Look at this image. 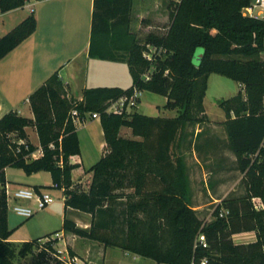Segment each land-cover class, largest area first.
I'll return each mask as SVG.
<instances>
[{
	"label": "trees",
	"instance_id": "1",
	"mask_svg": "<svg viewBox=\"0 0 264 264\" xmlns=\"http://www.w3.org/2000/svg\"><path fill=\"white\" fill-rule=\"evenodd\" d=\"M249 2L182 0L165 35L150 34L142 42L132 28L135 0H94L89 56L126 62L133 85L127 89L85 88L80 100L70 95L57 71L30 96L34 118L11 111L0 119V264H14L43 239L49 240L42 246L41 256L49 252L57 256L44 264L68 262L59 258L55 248L59 239L52 234L21 244L10 240L14 230L9 225L6 190L9 167L28 175L51 173L53 187L64 192L66 209L92 216L89 228L65 216L64 230L76 236L159 264H190L194 258L204 257L209 264H264V209L258 211L252 203L256 196L264 200V19L243 15ZM25 5L26 0H0L4 13ZM37 25L32 11L2 36L0 60L28 39ZM150 53L151 59L146 56ZM213 73L243 86L220 106L227 115V147L238 156L249 188L245 196L226 197L215 211V219L203 224L190 203L184 157L174 149L184 142L187 127L207 121L205 97ZM135 90L165 96V108L177 110L178 116L107 111L109 103L131 96ZM73 109L82 115L99 113L107 143L101 159L86 170L93 173L88 188L72 177L78 164L71 158L82 153L78 127L70 118ZM31 126L37 130L40 147L30 140L27 128ZM123 127L142 139L122 136ZM39 149L41 156L34 157ZM45 188L50 187L35 186L38 192ZM222 208L229 211L225 217L220 216ZM163 221L174 230L170 237L163 235ZM250 231L257 234L255 242L233 241V235ZM200 232L206 234L208 248L196 244ZM68 251L74 255L71 247Z\"/></svg>",
	"mask_w": 264,
	"mask_h": 264
},
{
	"label": "rangeland",
	"instance_id": "2",
	"mask_svg": "<svg viewBox=\"0 0 264 264\" xmlns=\"http://www.w3.org/2000/svg\"><path fill=\"white\" fill-rule=\"evenodd\" d=\"M145 6L148 11L145 18H140L142 7ZM40 4L37 0H28L26 5L15 12L14 20H17L19 25L23 19L22 16H29L31 10L36 11L35 16L40 12ZM177 4L173 0H135L133 9V30L137 32L139 39L145 42L150 34L165 35L171 24V15L176 10ZM93 19V13L89 21V15L86 10L79 19L75 22L74 48L68 49L65 53L66 56H70V51L73 52L82 50L88 40L89 32H91V23ZM13 20V21H14ZM15 25V26H17ZM14 28V27H12ZM70 36V35H69ZM155 50L151 48V51ZM202 49H199V51ZM152 51V53H153ZM151 54V53H150ZM83 59V57H82ZM264 60V56H261ZM199 64V63H198ZM119 69L112 71L111 69H96L93 64L88 69L90 76L89 86H122L129 87L133 83L132 74L129 71V66L126 62L116 64ZM104 74L107 80H93L96 74ZM97 77V76H96ZM92 80V81H91ZM240 89V84L230 78L219 74H211L208 81V90L205 97V109L207 121L203 124H192L184 132V142L175 147L174 151L184 157L187 175L189 177V195L190 203L194 210L197 211L199 218L203 224L210 223L215 219L214 213L218 206L215 199L224 200L230 196H245L249 188V180L247 173L242 171L239 167L238 156L236 154H228L226 160H218L216 156H207L201 153L198 146L201 145L206 137H213V141H220L222 147L224 146V152L229 149L227 147V132L224 122L221 121L225 118V110L220 106L221 101L233 97ZM167 98L163 95L156 94L150 91H143L139 105L135 111L146 114L152 117H176L178 112L176 110H169L165 108ZM114 101L108 104V108L114 105ZM227 119V115H226ZM81 127V126H80ZM202 131L198 137L196 133ZM80 133L83 134L82 127ZM125 136H130L126 133V129L122 132ZM86 137L83 138L85 149L88 148V141ZM98 138V137H97ZM142 139V138H139ZM217 139V140H216ZM197 147V148H196ZM200 147V146H199ZM202 147V145H201ZM194 149H197L199 160L195 158ZM86 164H90V161H86ZM24 170L11 167L9 170L10 178L12 181L19 180V176L26 175ZM33 179L43 186H48L46 192H49L55 199L52 204L47 208L38 211L34 216L30 218H23L16 214L13 210V201H9V219L13 226L14 233L12 235V241L20 242L19 239H25V241H34L39 238L52 234L53 237H57L56 233H65L64 230V218H68L83 223L86 221L88 214L79 210L65 207V196L62 189L53 187V179L50 172L41 171L32 174ZM131 191V190H130ZM252 203L255 206L262 209L264 200L262 197H253ZM28 204H34V201ZM256 209V207H255ZM225 208L220 210L223 212ZM257 210V209H256ZM260 211V210H259ZM166 225L165 221H163ZM164 236L170 237L169 234L173 232V228L168 224L165 226ZM198 237V235H197ZM196 237V241H197ZM239 236H235L234 240L237 241ZM60 248L66 249V241L60 239ZM47 239H43L39 242L40 246L35 248L33 252L29 253L26 257H17L14 264H44L48 258L57 257L56 254L49 252L46 257L41 256L42 246ZM57 244H55V248ZM125 251L118 247H110L107 254V258H99L96 264H159L153 259L137 256L132 252ZM61 255V254H60Z\"/></svg>",
	"mask_w": 264,
	"mask_h": 264
},
{
	"label": "crops",
	"instance_id": "3",
	"mask_svg": "<svg viewBox=\"0 0 264 264\" xmlns=\"http://www.w3.org/2000/svg\"><path fill=\"white\" fill-rule=\"evenodd\" d=\"M39 4L41 7L40 12L36 15L38 21L36 31L6 57L0 60V119L11 111H17L22 116L34 118V113L30 104V96L57 71H59L65 84L69 86L70 95L81 100L85 88L101 87L89 86L90 76L88 69L92 64L96 69L109 68L112 71H117L119 67H117L116 64L124 63L91 58L89 56L91 32H89L88 40L82 50L76 52L72 50L70 51V56L65 57L67 50L69 48H74L73 33L76 28V19H79L83 11L86 10L90 21L94 10V0H40ZM20 9L22 8L4 13L0 6V38L12 30V27L17 25V20H14V13ZM34 13L36 14L35 10ZM147 14L148 11H146L145 6L142 7L139 15L140 18H145ZM26 17L27 16H22V19L24 20ZM262 56H264V52ZM96 76L93 80H107L104 74L99 73L96 74ZM131 86L107 87H122L127 89ZM241 89H243L242 85H240L239 91ZM239 91L235 95H237ZM225 120L226 114L225 118L221 121ZM81 127L84 132L83 134L80 133ZM81 127H78V134L82 153L71 158L73 164H78V167L72 172V177L74 182H81L84 187L88 188L93 173L86 172V170L101 159L106 150L107 143L100 118H88ZM123 129H126V133L130 136L123 135ZM27 132L31 142L40 147V138L36 128L34 126L28 127ZM201 132V130L197 132L196 137H198ZM121 135L134 139L140 138L134 137L132 130L128 127H123L121 129ZM84 137H86V142L88 141L89 145L86 149L83 140ZM210 138L211 139H209V137L205 138L204 142L201 144L202 147L199 145L201 149L200 152L206 154V157L215 155L218 160L222 161L227 159L226 156H228L229 153L234 155L229 149L225 153L223 150L224 146L222 147L220 141L214 142L213 137ZM193 152L195 158L199 160L197 149H194ZM35 154L36 156L34 157L41 156V149L37 150ZM86 161H90V164H86ZM10 169L11 167L6 169L8 184L14 187L26 186L33 189H35V186H43L33 179L34 175H28L26 173H24L26 175L21 174L18 178L19 180L12 181L9 174ZM215 201L219 206L223 200L215 199ZM22 203L26 204L28 202L22 201ZM88 215L85 222L80 223L76 221L77 224L83 228H89L91 226L92 216L90 214ZM9 225L10 228H13L11 219H9ZM59 235L60 239L66 241V249L62 250L60 248V241L57 243L56 249L61 254L59 258L67 260V264H96L99 258H107L110 247H106L102 243L76 236L67 231ZM235 236H239L237 241L234 240ZM232 238L236 244H249L257 240V234L255 231L242 232L233 235ZM10 240L12 241V237ZM19 241L20 242L15 243L21 244L26 242L25 239H19ZM68 247H71L74 251L73 256L69 254Z\"/></svg>",
	"mask_w": 264,
	"mask_h": 264
},
{
	"label": "built area",
	"instance_id": "4",
	"mask_svg": "<svg viewBox=\"0 0 264 264\" xmlns=\"http://www.w3.org/2000/svg\"><path fill=\"white\" fill-rule=\"evenodd\" d=\"M28 0H26L27 2ZM40 1V0H37ZM176 4L180 3L182 0H173ZM34 11V9L31 10V12ZM242 13L245 17L253 18V19H264V0H250L249 4L245 6L242 9ZM147 58L151 59L152 55L147 54ZM141 91L135 90L134 93L131 96H123L117 101H115L114 105L107 109L108 112H113L117 114H130L133 113L134 109H136L140 102L141 97ZM70 118L73 121V123L80 127L82 126L88 118H100V114L97 112H89L85 115H82L79 110L73 109L70 113ZM36 156V154H34ZM8 200L13 201V210L16 214L23 218H30L34 216L35 213L38 211H41L45 208H47L50 204L54 202V198L51 196L49 192H46V190H43L41 192H38L36 189H33L31 187L26 186H17L14 187L10 184L6 185ZM22 201L25 202H32L34 201V204H24ZM256 209L259 211L261 210L260 207H258V204L255 205ZM262 208H264V205L262 204ZM229 211L224 210L220 213L221 217H225L228 215ZM53 238H60L59 233H57V237ZM49 240V239H47ZM197 245H201L205 248L209 247V242L206 237V234L204 232H200L197 237L196 241ZM44 244L42 243L41 246ZM208 257H204L200 259L199 261L194 258L190 264H209Z\"/></svg>",
	"mask_w": 264,
	"mask_h": 264
}]
</instances>
